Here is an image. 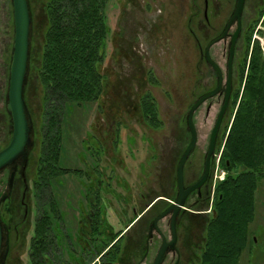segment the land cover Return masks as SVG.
Masks as SVG:
<instances>
[{
	"label": "rangeland",
	"instance_id": "rangeland-1",
	"mask_svg": "<svg viewBox=\"0 0 264 264\" xmlns=\"http://www.w3.org/2000/svg\"><path fill=\"white\" fill-rule=\"evenodd\" d=\"M47 1L28 0L32 23L29 68L24 96L33 124L34 145L28 154L30 158L28 167L31 171L35 170L38 161L40 141L37 137L42 135L44 105L38 69L44 44V30L48 23ZM236 2L237 0H208L206 16L205 0L107 1L106 15L111 26V35L107 38L103 73L108 81V90L98 101L81 105L75 103L66 105L62 122L63 149L60 165L86 169L88 166L86 163L95 166L96 161H99L101 168L107 169L106 179L102 182L101 196L106 201L107 216L115 229L127 226L128 222L139 216V214L136 216L137 213L144 210L146 203L151 202L157 195L165 194L171 199L175 196L177 180L176 175H173L171 171L173 169L175 173L179 158L191 138L190 128L187 125L188 111L201 95L217 85V73L205 60L204 51L207 44L224 30L235 9ZM261 4L262 0H246L245 3L242 17L243 28L236 45L233 63L232 99L235 91L241 86L240 67L246 53V30L258 18ZM236 27L235 22L230 29V34L235 31ZM258 37L264 38L262 21L258 23L252 36L253 42L257 40L262 48ZM13 42L12 0H0V149L9 143L13 131L12 118L6 108ZM229 47L230 36L216 42L211 47L212 57L223 70L224 85L227 78ZM149 72L155 76L156 80L150 81ZM111 76L115 81L110 80ZM145 92H151L157 102L160 116L164 121L160 128L150 127L140 118V110L136 105L140 103ZM232 99L219 136L221 147L219 150L217 148L218 156L224 148L225 138L222 140V137L226 128L229 129L235 115ZM220 100L218 96L210 98L195 111L194 122L199 134L198 150L188 158L187 169L197 162H199L198 168L202 167L204 152L207 149L209 136L221 104ZM211 103L213 106L210 113H207V107ZM100 104L103 106L102 110L99 108ZM118 121L122 122L123 158L127 157L128 164L133 168V173L130 174L127 172L128 168L124 166L123 172L125 176L134 179L136 185L132 187L126 186L124 182H117L116 179L111 181L110 186H107V175H114V156L117 147L114 139L116 138V126L119 125ZM227 132L228 130L226 134ZM142 134L149 135L152 139L155 147L153 151L147 150L148 144L147 141H142ZM95 135L105 147V153L101 157H96L91 153V149L100 151ZM134 136H137V143L130 144L129 140ZM154 149L157 153L156 158H153ZM135 152L137 155L130 160L129 155ZM218 156L216 163L214 162L215 170ZM23 162L21 161L17 167L16 183L7 197L11 202L9 206L12 215L2 220L5 226H9L12 238H14L11 247L12 255L7 256L4 264H26L28 262L30 239L38 214L34 196L31 194L30 211L25 218V207L21 201L24 186L20 175ZM141 168L145 171L142 172ZM219 168L227 175L221 163ZM12 170L13 168H7L0 172V199L8 189V178ZM222 173L220 171L219 175L222 176ZM214 174L211 197L215 189L214 184L217 185L220 182H215ZM85 178L71 173L54 180L52 186L66 225L65 228L57 227V232L60 239L62 236L65 241L72 240L77 252L72 257L75 264H82V258L79 243L73 239L71 231L77 233L75 230L78 229L77 220L82 215L80 212L86 208L84 184L88 179ZM147 179H149L148 182ZM215 194L216 191L213 196ZM103 199L102 202H104ZM213 202L209 201V206L202 210L211 211ZM255 202V219L249 227L251 237L255 239V242L244 250L240 264H264V178L259 182ZM211 213L204 219L201 249H203L205 240L206 223L210 220ZM150 219L149 215L144 214L139 228L135 231H132L133 229L126 231L123 245L126 243L128 245L133 236L139 241L142 239L145 241ZM158 246V239L155 238L151 242L147 258L141 260L143 252L138 254L140 255L138 264H152ZM65 247L66 245L64 249ZM64 252L65 258H68L66 250ZM134 254V250L127 247L124 261L120 264H133Z\"/></svg>",
	"mask_w": 264,
	"mask_h": 264
},
{
	"label": "trees",
	"instance_id": "trees-1",
	"mask_svg": "<svg viewBox=\"0 0 264 264\" xmlns=\"http://www.w3.org/2000/svg\"><path fill=\"white\" fill-rule=\"evenodd\" d=\"M107 1H47L48 23L44 30L38 69L44 105L42 135L37 137L40 146L36 168L33 171L29 167L26 169L27 177L31 174L33 178L28 195L34 196L38 214L33 225L26 264H57L56 254L59 252L58 264H67L62 255L70 240L65 241L62 236L60 239L57 232V227L65 228L66 225L53 192L54 180L74 173L81 178L86 176L91 180L98 179L96 185L102 187L104 179L98 167L99 161H96L94 170L97 175L93 177V171L85 175L83 169L62 167L60 159L66 105L98 101L108 90V81L103 73L107 38L111 35L106 15ZM261 5L258 18L246 30V53L240 67L241 86L232 99L235 115L229 129L226 128L227 134L225 131L222 137L225 143L221 165L227 175L216 185L213 212L206 223L205 240L198 264H240L244 250L255 242L249 227L255 219V194L259 182L264 178V54L260 43L257 40L253 42L252 36L258 23L262 21L264 24V0ZM149 75L150 81L156 80L152 73L149 72ZM112 78L110 80L115 81ZM141 98L136 106L140 110L142 122L150 127H162L164 121L154 96L147 92ZM99 108L102 110L103 106L100 104ZM117 127L119 125L115 129V137L119 131ZM96 137L100 151L91 149V153L101 157L105 147ZM114 143L116 146V138ZM156 154L155 151L153 158H156ZM109 181L107 186L111 185ZM90 190V194L86 195V199L89 196L87 200L90 209L82 210L86 215L79 224L80 241L88 255L84 264L123 263L129 247L127 243L123 245L122 233L126 226L115 229L107 216L106 201L102 202L98 196L94 198L95 192L92 188ZM10 203L9 198L5 201L0 199L3 221L6 216L12 215ZM13 239L11 234L10 248ZM4 251L5 246L0 264L5 262Z\"/></svg>",
	"mask_w": 264,
	"mask_h": 264
},
{
	"label": "flooded vegetation",
	"instance_id": "flooded-vegetation-1",
	"mask_svg": "<svg viewBox=\"0 0 264 264\" xmlns=\"http://www.w3.org/2000/svg\"><path fill=\"white\" fill-rule=\"evenodd\" d=\"M30 46H31V44H30ZM29 53H30V51H29ZM217 79H218V77H217ZM217 84H218V80H217ZM216 86H214V88ZM24 88H25V86H24ZM215 96H218L221 99L220 100L221 104H220L219 110H218L217 115H216V116H218V114L220 112V109H221V107L223 105V102H224L225 85L222 86L221 91ZM215 96H213V97H215ZM232 96H233V86H232V93H231V97H230V102H231ZM213 97H211V98H213ZM230 102H229V105H228L224 115H223L222 122H221V125H220V128H219V132H218V136H217V142H216V147H215L214 153H213L212 158H211V166H210V171H209L208 177H207L206 181L204 182V184L202 185L200 190L199 189H195L188 195L185 205L178 212L177 217H176V236H177V238H176V241H175V245H174L173 248H171V246H168V248L166 250L165 259H164L162 264H198L199 254L201 253V250H202L201 249V242H202L201 234H202L203 224H205L204 219L209 216L208 215L209 213L213 212V208L212 207H211L212 208L211 211L202 210V208H204L206 206H209V204H210L209 201L212 203L213 199L215 198V196H213V193H214V191L216 189V186H215V189L213 190L212 197L210 196L211 195V190H212L213 174H214V170H215L214 162L216 163V157L218 156L217 148H218V145H219V136H220V132H221V128L223 126L224 120H225V116H226L228 110L230 109ZM212 106H213V104L211 103L209 105V107H207V113H210V110H211ZM29 111L30 110H29V107H28V112ZM216 119H217V117H216ZM215 122H216V120H215ZM118 123H119V127H117V128H118L119 131L117 132V137H116L117 147L115 148V156H114V161H115L114 175H112V174L107 175V180H110L109 182H111L112 180L116 179L117 182H121V183L124 182L126 186L132 187V186L136 185L134 183V179L125 176L124 172H123L124 166H126V169L128 168L127 172H129L130 174L133 173V168L128 164L127 157L123 158V153H122V150H123V146H122L123 145L122 122L118 121ZM31 126H32V128H31V137H32L33 145H34L33 124H32V122H31ZM213 127H214V125H213ZM213 127H212V129H213ZM197 132H198V130H197ZM190 134H191V130H190ZM141 138H142V141H147V144H148L147 150L153 151L154 145H153V142H152V139L150 138V136L142 134ZM198 139H199V134H198ZM190 140H191V138H190ZM190 140H189V142H190ZM209 142H210V136H209ZM209 142H208V146H209ZM129 143L130 144H136L137 143V136H134V137L130 138ZM208 146H207V149L204 152V159H203V164H202L201 168H198V166H199L198 163L199 162H197V163H193L191 165L190 169H187V167H186L187 166V162H186V164L184 166V183H185V187H188L189 185L193 184L194 182H196L203 175L204 167H205V160H206V153H207V150H208ZM31 147H28L26 149V153L23 154L22 156H20L11 165H9V166L3 168L2 170H0V172H2L4 170H6L7 168H13V170L11 171V173L14 172V182H13V187L11 188V190H13L14 185L16 183L17 167L19 166L21 161L23 162V159H24L22 170L20 171V175H21V178H22V184L24 186L23 187V191H22L21 201H22V204L25 207V218H27L28 213L30 211V203L29 202L32 199L30 194L28 195V192H29L30 186L32 185L33 178L31 176V174L29 175V177H27V175H26V169L28 168V165L30 164V158H29V155H28L29 153L28 152H30ZM197 150H198V141H197L195 149L190 154V156H192ZM184 151H185V149H184ZM136 155H137L136 152L133 153V155L130 154L129 155L130 160H132L133 156H136ZM181 156H180V158H181ZM198 156L199 155H198V152H197V158H198ZM221 157H222V153L220 154V159H221ZM180 158H179V160H180ZM149 159H151V158H149ZM220 163H221V160H220ZM86 164L88 165L87 168L83 169V170H85V175H86V172H90V174H92L91 172L93 171V174H94L93 177L96 176L97 174H96V171H94V170H95V167L97 166V164L95 166H92L90 163H86ZM140 164L142 165L143 163L141 162ZM98 167H99V170L101 172L100 174L102 175L103 179H106L105 178L106 177L105 171L107 169L106 168L102 169L100 164H99ZM80 169H82V168H80ZM23 171H24V175H23ZM141 171L144 172L145 171L144 168H141ZM11 173H10V175H11ZM171 173L173 175H176V180H177V168L175 170V173H174L173 169H172ZM10 175H9V178H10ZM9 178H8L7 186L9 184ZM94 180H95V183H91V181L94 182ZM96 180L98 181V179H93V180L88 179L87 180L88 182L86 181L87 184H84V187H85V198H86V195L88 194V192H91L90 189L92 188V191L95 192L93 197L95 198V197L98 196V198H100L101 201H102V199H103V196H101L102 187L100 185L99 186L96 185V182H97ZM146 181L148 182L149 179H147ZM7 192H8V196H9V193L12 192V191H10L9 187L7 189ZM177 195H178V185H177V192H176L175 196L173 197V199H171L168 195H165V194L157 195L156 197H154L151 200V202H147L146 203V206H145L144 210L141 213H137L136 214V216L139 214L138 217H136L134 220L128 222V224L125 227V229H124L122 234H125L126 231L128 232V231H130L132 229H133L132 231H135L137 228H139L140 224L142 223V218L144 217V214L145 215H149L151 217L149 225H148V233L146 235L145 241H144V239H142V241H139L137 238H135V236H133L132 238H130V240L128 242L129 249L130 250H134V252H135L134 257L132 259V263L133 264H138L139 261H140V259H139L140 255H137V251H138V254L143 252V255L141 256V260H144L145 258H147L148 253H149V251L151 249V242L155 238L158 239L159 246H158V249H157V251L155 253L153 261H154L156 255H157L162 243H163V239H164L163 235L166 236L167 241L173 240L174 233H173V230H172V214H173V210L172 209L169 210L163 217H161L158 220L157 224H158V227L160 228L161 231H158L157 228H154L153 231H152V235L150 237H149V234L151 232V227L153 225L154 220L157 217H159L161 214L166 212L171 207V205L174 203L175 199L177 198ZM88 197L89 196H87V199H88ZM211 198H212V201H211ZM87 199H86V209L89 210L90 209V205H89V201ZM103 200L105 201V199H103ZM80 213H82V215L77 220L78 221V229H75L77 231V233L75 231H71L70 230L71 228H69V227H68V229L71 231V234L73 235V239H75L79 243V248H80V252H81V253L80 252L79 253H80V257L82 258V264H84V262H85L84 259H85V257H88V255H87V250H85L83 248L84 247L83 243H81V241H80V235H79V231L78 230H80L79 229V224L81 222L80 220H81V218L83 216L86 215V212L83 211V212H80ZM25 218H24V220H25ZM7 226H5L3 224V227H4V241H6L7 239L9 240V250H10V252L8 250V253L5 256V259L7 258V256L9 254H10V257H11V255H12L11 252H13V250L10 248L11 232L9 230V226L8 227ZM74 234H76V237H74ZM65 250L68 253V258H65V252H64L63 255H62L63 260L66 259V261H67L66 263L67 264H75V261H72V257H73V255L75 256V254H77V252H76V249L73 246V242H72L71 239H70V244H69L68 248L65 249ZM58 256L60 257V252L56 254L57 264H58V261L60 259ZM70 258H71V260H69ZM153 261H152V264H153Z\"/></svg>",
	"mask_w": 264,
	"mask_h": 264
},
{
	"label": "water",
	"instance_id": "water-1",
	"mask_svg": "<svg viewBox=\"0 0 264 264\" xmlns=\"http://www.w3.org/2000/svg\"><path fill=\"white\" fill-rule=\"evenodd\" d=\"M206 2L205 15L207 16V6L208 0ZM246 0H237L235 9L230 16L224 30L215 38H213L206 46L204 51L205 60L213 67L217 73L218 84L211 91L201 95L195 103L190 107L188 111V126L191 130V140L188 143L185 151L183 152L178 165H177V185H178V195L171 207L157 217L151 227V232L149 237L152 235L154 228H157L158 231H161L158 227V220L163 217L169 210H173L172 214V230L174 233V238L171 241H167L166 236L163 235V243L153 261V264H162L166 250L168 246L171 248L174 247L176 241V217L180 209L185 205L188 195L195 189H201L202 185L206 181L210 166L211 158L214 153L217 136L219 128L222 122L223 115L229 105L230 97L232 93V84H233V63L236 51V45L240 36V33L243 28V12L245 7ZM13 4V20H14V42H13V51L11 55V64H10V77H9V86L7 94V111L11 115L13 123L12 138L8 145L0 150V170L11 165L16 161L20 156L26 153V149L33 145L31 137V121L32 118L28 112V106L24 96V86L26 78L28 75V66L30 58V34H31V23L32 15L29 8L28 0H12ZM237 23V27L233 33L230 34V29L234 23ZM230 36V47L228 53V62H227V78L225 80V97L223 105L220 109V112L217 116L216 122L210 134V142L208 150L206 153L205 167L203 175L193 184L185 187L184 183V166L187 162L188 157L193 152L198 141V132L197 127L194 122V113L196 109L203 104L209 98L217 95L222 86L224 85V73L220 64L212 57L211 47L218 41L226 39ZM24 175V171H23ZM14 182V172L11 173L9 178L8 187L11 189ZM8 192H4L1 196V200L5 201L7 199ZM4 255L6 256L9 250V240L4 241V227L3 221L0 213V260L1 255L4 249Z\"/></svg>",
	"mask_w": 264,
	"mask_h": 264
},
{
	"label": "built area",
	"instance_id": "built-area-1",
	"mask_svg": "<svg viewBox=\"0 0 264 264\" xmlns=\"http://www.w3.org/2000/svg\"><path fill=\"white\" fill-rule=\"evenodd\" d=\"M259 38V40L261 41V45H262V48H263V50H264V38H262V37H258ZM220 154H221V152H220ZM220 155L218 156V162H217V168H216V170H215V174H214V177H215V182H218V181H221V180H223L224 179V177H225V171L224 170H220V168H219V165H220ZM220 171H222L223 173H222V176H220L219 175V173H220ZM216 186V184H214V186L213 187H215Z\"/></svg>",
	"mask_w": 264,
	"mask_h": 264
}]
</instances>
